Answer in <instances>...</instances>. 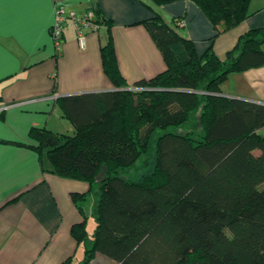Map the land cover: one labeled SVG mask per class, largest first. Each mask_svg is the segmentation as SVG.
<instances>
[{
  "label": "trees",
  "instance_id": "obj_1",
  "mask_svg": "<svg viewBox=\"0 0 264 264\" xmlns=\"http://www.w3.org/2000/svg\"><path fill=\"white\" fill-rule=\"evenodd\" d=\"M192 1L215 29L211 40L249 13V0ZM94 11L107 24L100 54L113 88L58 98L72 133L29 130L44 151V170L97 184L93 232L84 222L70 229L77 242L89 241L80 264L95 252L116 264H264V104L220 94L229 72L264 65V29L245 31L220 59L211 43L197 53L179 26L154 11L140 22L165 69L129 85L111 20ZM194 116L196 128L188 126ZM152 148L148 172L122 175ZM71 198L82 210L85 194Z\"/></svg>",
  "mask_w": 264,
  "mask_h": 264
},
{
  "label": "crops",
  "instance_id": "obj_2",
  "mask_svg": "<svg viewBox=\"0 0 264 264\" xmlns=\"http://www.w3.org/2000/svg\"><path fill=\"white\" fill-rule=\"evenodd\" d=\"M67 10L92 7L111 20L110 32L119 70L127 83L148 79L165 69L162 55L140 22L156 11L169 25L192 40L201 54L211 43L224 59L241 34L264 29V0H249L248 14L235 26L216 34L202 9L192 0L155 5L151 0H58ZM53 0H18L3 6L0 18V264H80L85 244L77 242L71 226L93 214L97 184L65 178L43 169L44 151L29 136L32 127L72 133L58 98L84 91L113 88L102 68L100 45L107 24L88 31L81 47L67 21L62 45L55 49L50 29ZM264 48V44H262ZM220 94L264 104V65L231 71L220 84ZM64 127V128H60ZM264 132V129H261ZM71 193H84L82 210ZM95 220V218H94ZM89 264H116L95 252Z\"/></svg>",
  "mask_w": 264,
  "mask_h": 264
},
{
  "label": "built area",
  "instance_id": "obj_3",
  "mask_svg": "<svg viewBox=\"0 0 264 264\" xmlns=\"http://www.w3.org/2000/svg\"><path fill=\"white\" fill-rule=\"evenodd\" d=\"M53 1L55 17L51 25L50 34L55 49L57 52L61 49L63 28L67 21H70L72 24L77 41L79 45L83 47L86 33L88 31H97L99 28L100 23L96 20L94 9L90 7L82 12H77L75 10H67L58 0ZM184 24L183 18L176 20L177 26H182Z\"/></svg>",
  "mask_w": 264,
  "mask_h": 264
},
{
  "label": "rangeland",
  "instance_id": "obj_4",
  "mask_svg": "<svg viewBox=\"0 0 264 264\" xmlns=\"http://www.w3.org/2000/svg\"><path fill=\"white\" fill-rule=\"evenodd\" d=\"M189 127L196 128L198 127V122L196 116L192 118L190 123L188 124ZM64 128V127H60ZM185 127H174L173 130L181 132L184 130ZM153 145V142H152ZM154 164V149L152 148L149 154H144L133 166L129 167L128 170L123 171L122 175L128 178L136 179L139 178L143 173L148 172ZM94 215L90 214L88 216L87 226L90 228L92 223L94 224Z\"/></svg>",
  "mask_w": 264,
  "mask_h": 264
},
{
  "label": "snow or ice",
  "instance_id": "obj_5",
  "mask_svg": "<svg viewBox=\"0 0 264 264\" xmlns=\"http://www.w3.org/2000/svg\"><path fill=\"white\" fill-rule=\"evenodd\" d=\"M6 2L13 3L18 2V0H0V18H2L3 6Z\"/></svg>",
  "mask_w": 264,
  "mask_h": 264
}]
</instances>
